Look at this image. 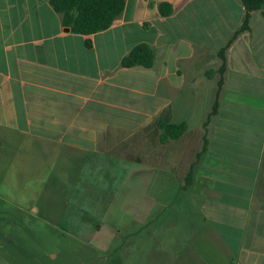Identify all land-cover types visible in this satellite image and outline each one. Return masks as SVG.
<instances>
[{
  "label": "crops",
  "instance_id": "0c3cea01",
  "mask_svg": "<svg viewBox=\"0 0 264 264\" xmlns=\"http://www.w3.org/2000/svg\"><path fill=\"white\" fill-rule=\"evenodd\" d=\"M160 3L171 15L159 14ZM244 12L240 0H125L110 28L83 36L61 24L48 0H0V166L10 162L8 145L113 159L134 180H148L150 214L160 176L163 197L176 190L196 198L200 221L158 223V214L141 223L138 216L122 244L138 239L140 261L146 246L148 264H264L259 12L226 50L223 75L217 72L218 52ZM139 44L151 48L152 67L122 68ZM164 114L173 125L186 124L178 140L160 143ZM189 173L190 185L175 181Z\"/></svg>",
  "mask_w": 264,
  "mask_h": 264
},
{
  "label": "rangeland",
  "instance_id": "374dc122",
  "mask_svg": "<svg viewBox=\"0 0 264 264\" xmlns=\"http://www.w3.org/2000/svg\"><path fill=\"white\" fill-rule=\"evenodd\" d=\"M5 151L10 162L0 166V264H148L146 246L147 260L137 258L138 239L122 244L135 223H151L158 214V223L200 221L196 198L176 190L163 197L160 176L158 206L145 212L148 180L139 183L113 159L65 149L48 154L8 145Z\"/></svg>",
  "mask_w": 264,
  "mask_h": 264
},
{
  "label": "trees",
  "instance_id": "16d2710c",
  "mask_svg": "<svg viewBox=\"0 0 264 264\" xmlns=\"http://www.w3.org/2000/svg\"><path fill=\"white\" fill-rule=\"evenodd\" d=\"M244 8V17L231 39L218 52L221 66L218 69L220 76L225 70V52L232 42L242 33L249 30V18L252 12H259L264 19V0H240ZM49 6L60 15L61 24L73 34L90 36L110 28L114 21L122 14L125 7V0H48ZM158 11L162 17H168L172 13V7L167 3L158 4ZM91 41H86V46L90 47ZM154 55L151 48L145 44L135 46L120 62L122 68H151ZM221 86V80L218 83ZM217 110V97L213 104L210 116ZM165 114L157 121L160 131L159 141L165 143L169 140H178L186 132L185 123L173 125ZM204 150V147H203ZM192 174L189 173L185 179V184H191Z\"/></svg>",
  "mask_w": 264,
  "mask_h": 264
}]
</instances>
